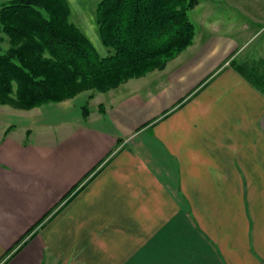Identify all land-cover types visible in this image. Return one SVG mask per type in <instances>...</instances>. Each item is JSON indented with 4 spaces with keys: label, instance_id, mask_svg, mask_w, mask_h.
Wrapping results in <instances>:
<instances>
[{
    "label": "crops",
    "instance_id": "obj_1",
    "mask_svg": "<svg viewBox=\"0 0 264 264\" xmlns=\"http://www.w3.org/2000/svg\"><path fill=\"white\" fill-rule=\"evenodd\" d=\"M99 1L67 0L98 46ZM258 1L199 0L164 69L37 107L21 134L0 116V264H264V91L239 69L264 74Z\"/></svg>",
    "mask_w": 264,
    "mask_h": 264
},
{
    "label": "trees",
    "instance_id": "obj_2",
    "mask_svg": "<svg viewBox=\"0 0 264 264\" xmlns=\"http://www.w3.org/2000/svg\"><path fill=\"white\" fill-rule=\"evenodd\" d=\"M198 4L199 0L99 1L95 15L108 51L102 57L71 19L67 0H0V41L7 39L9 44L0 49V105L31 110L86 91L108 92L164 69L192 44L195 25L189 13ZM239 69L264 91V74L256 65ZM83 109L89 111L87 105Z\"/></svg>",
    "mask_w": 264,
    "mask_h": 264
},
{
    "label": "rangeland",
    "instance_id": "obj_3",
    "mask_svg": "<svg viewBox=\"0 0 264 264\" xmlns=\"http://www.w3.org/2000/svg\"><path fill=\"white\" fill-rule=\"evenodd\" d=\"M263 0H259L258 2L260 3L261 5V2ZM257 4V3H256ZM95 15V14H94ZM73 17L71 16V19ZM73 20V19H72ZM75 22V20H73ZM76 23V22H75ZM77 24V23H76ZM78 25V24H77ZM79 26V25H78ZM80 27V26H79ZM96 27V26H95ZM80 29L82 30V28L80 27ZM98 26L96 27V30H94L97 34V36L99 37V33H98ZM83 31V30H82ZM84 32V31H83ZM85 34V33H84ZM86 35V34H85ZM87 36V35H86ZM89 38V40L92 42V40L90 39V37L92 36H87ZM264 42V34L261 35L253 44L252 46H255L257 44H260ZM92 44L95 46H97V50L98 52H101L102 51V48H103V44H102V41L100 40V43L99 46L97 44H94V42H92ZM9 46L8 42H7V39H5L4 41H0V49L2 50H5L7 49ZM133 79V78H132ZM50 105H53V103H51ZM47 105H43L42 107H45ZM42 107H39V109L35 108V109H32V110H22V109H16V108H13L11 106H8V105H0V116H1V119H2V122H4V120H9L8 118L12 115V123L16 124V133L18 134H21L22 131H23V126H24V123H20L19 120H21L22 118L24 117H29L30 115H33L34 113H36V109L37 110H41ZM56 116V115H55ZM3 124H0V127L2 126ZM36 128V127H34ZM0 132H1V129H0Z\"/></svg>",
    "mask_w": 264,
    "mask_h": 264
}]
</instances>
